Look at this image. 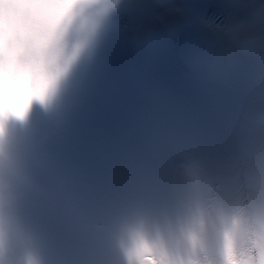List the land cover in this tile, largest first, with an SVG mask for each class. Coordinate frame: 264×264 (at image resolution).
<instances>
[{
  "label": "clouds",
  "instance_id": "1",
  "mask_svg": "<svg viewBox=\"0 0 264 264\" xmlns=\"http://www.w3.org/2000/svg\"><path fill=\"white\" fill-rule=\"evenodd\" d=\"M95 19L92 0H0V108L20 113L43 98L86 48ZM254 255L264 264V237ZM227 264H248L231 242Z\"/></svg>",
  "mask_w": 264,
  "mask_h": 264
},
{
  "label": "snow or ice",
  "instance_id": "2",
  "mask_svg": "<svg viewBox=\"0 0 264 264\" xmlns=\"http://www.w3.org/2000/svg\"><path fill=\"white\" fill-rule=\"evenodd\" d=\"M32 99H33V98L29 99V101L27 102V104H26V109H25V113H24V114H26L27 110H30V106H31ZM11 112H12L13 115L21 116V118H23V115H22V114L17 113V112H15V111H11Z\"/></svg>",
  "mask_w": 264,
  "mask_h": 264
}]
</instances>
